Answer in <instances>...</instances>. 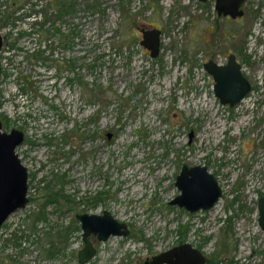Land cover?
I'll return each mask as SVG.
<instances>
[{
    "label": "rangeland",
    "instance_id": "1",
    "mask_svg": "<svg viewBox=\"0 0 264 264\" xmlns=\"http://www.w3.org/2000/svg\"><path fill=\"white\" fill-rule=\"evenodd\" d=\"M54 2L0 0V118L25 133L17 152L33 174L30 202L0 231V264H80L76 216L104 211L131 234L92 237L89 264H145L185 243L207 264H264V0L239 23L199 0H98L97 14L77 0L63 21ZM143 28L162 31L156 59ZM237 29L253 91L230 108L202 64L236 46L224 35ZM197 165L223 196L192 214L170 202L182 168Z\"/></svg>",
    "mask_w": 264,
    "mask_h": 264
},
{
    "label": "water",
    "instance_id": "2",
    "mask_svg": "<svg viewBox=\"0 0 264 264\" xmlns=\"http://www.w3.org/2000/svg\"><path fill=\"white\" fill-rule=\"evenodd\" d=\"M200 1L205 3L208 0ZM214 1L220 17L230 16L236 19L245 15L244 8L248 0ZM141 33V45L150 52L152 58H158L161 53L162 31L158 28H143ZM3 47L4 37L0 33V64ZM205 68L214 77V90L223 105L234 108L252 90L251 83L242 74L235 56L230 57L227 66H218L210 61ZM24 138V133L19 129L4 132L0 118V229L11 215L25 209L29 202L28 170L16 152ZM176 186L180 195L170 205L192 214L211 210L223 196L216 177L203 165L184 166L177 177ZM258 210L259 225L264 231V197L259 201ZM76 219L81 225L84 241V247L78 254L80 264H89L97 255L92 237L100 242H107L111 237H128L131 234L128 226L118 222L108 211L103 214H78ZM145 264H207V259L200 250L186 243L154 256Z\"/></svg>",
    "mask_w": 264,
    "mask_h": 264
},
{
    "label": "flooded vegetation",
    "instance_id": "3",
    "mask_svg": "<svg viewBox=\"0 0 264 264\" xmlns=\"http://www.w3.org/2000/svg\"><path fill=\"white\" fill-rule=\"evenodd\" d=\"M200 1V0H199ZM249 1V0H248ZM200 3L202 4V5H205V6H211L212 5V7H213V9H214V11L217 13V11H216V9H215V1L214 0H208L207 2H205V3H203V2H201L200 1ZM247 4H248V2H247ZM246 7V6H245ZM244 11H245V8H244ZM217 15H218V13H217ZM245 16V15H244ZM243 16V17H244ZM243 17H238V18H236V19H234V18H232V17H230V16H227V17H224V16H219L218 15V18H222V19H225V20H230V21H232V22H234V23H239L240 22V20L243 18ZM240 36H241V32H240V29H237V30H234V31H232V32H230L229 34H225L224 35V38L225 39H229L230 40V43L233 45V42H235V41H237L238 40V43L236 44V46L235 45H233V46H231L230 48H228L227 49V51L225 52V56H223V55H215V56H213V55H211V59H209V60H207L205 63H203L202 64V70L204 71V73H206V74H208V76L210 77V80L212 81V83H213V91H214V93H215V90H214V86H215V80H214V77L211 75V74H209L208 73V71L206 70V68H205V65L206 64H208L210 61H213V62H215L218 66H227L228 64H229V59H230V57L231 56H235V58H236V62L241 66V72H242V74L247 78V76H246V74H245V72H244V69H245V64H246V60H245V58H247L248 60L250 59V57L249 56H247L246 54H245V48H244V46L242 45V44H240L241 43V41H239L240 40ZM162 37V36H161ZM162 41V40H161ZM241 56V57H240ZM248 79V78H247ZM249 80V79H248ZM249 82H250V80H249ZM251 83V82H250ZM251 86H252V90H251V92L253 91V85L251 84ZM250 92V93H251ZM249 93V94H250ZM248 94V95H249ZM215 95H216V93H215ZM248 95H247V97H248ZM246 97V98H247ZM246 98H244L240 103H242L243 101H245V99ZM239 103V104H240ZM238 104V105H239ZM225 106H227V107H230L229 105H225ZM236 107V106H235ZM230 108H232V107H230ZM3 122V121H2ZM23 132V131H22ZM7 133V132H6ZM10 133V132H9ZM24 133V132H23ZM24 135H25V133H24ZM25 141H26V138H24V141L17 147V149H16V152H17V150L19 149V148H21L23 145H24V143H25ZM17 154H18V152H17ZM19 155V154H18ZM19 157H20V155H19ZM20 159H21V157H20ZM21 161H22V159H21ZM22 163H23V161H22ZM23 165H24V163H23ZM25 166V165H24ZM26 167V166H25ZM27 168V167H26ZM28 170V169H27ZM28 175H29V179H28V186H31V184H30V181H31V178H32V175L33 174H31V173H29V171H28ZM179 176V175H178ZM28 193H29V190H28ZM28 198H29V196H28ZM30 199V198H29ZM29 202H30V200H29ZM28 202V203H29ZM28 205V204H27ZM27 207V206H26ZM11 217V216H10ZM9 217V218H10ZM8 221V220H7ZM6 221V222H7ZM6 222L4 223V225L1 227V229H0V231L3 229V227L5 226V224H6ZM109 241V240H108ZM100 242V241H99ZM186 244V243H185ZM95 245V244H94ZM183 245V244H182ZM26 250V248H21V250H17V253H15V255L17 254L18 255V259L19 260H21V259H23L21 256H23V254H25L24 253V251ZM97 256V255H96ZM152 260V259H151ZM151 260H147V261H151ZM146 261V262H147ZM13 262H14V264H19L20 262L18 261V260H13ZM19 262V263H18ZM145 262V263H146Z\"/></svg>",
    "mask_w": 264,
    "mask_h": 264
},
{
    "label": "trees",
    "instance_id": "4",
    "mask_svg": "<svg viewBox=\"0 0 264 264\" xmlns=\"http://www.w3.org/2000/svg\"><path fill=\"white\" fill-rule=\"evenodd\" d=\"M121 3H124V0H119ZM54 8L57 10V18L56 19H60L61 21H63L65 18L69 17H73L74 14L77 12L78 9V4H77V0H55L54 2ZM85 10L91 14H97V12H102L103 11V6L102 4H100L98 2V0H86L85 2ZM6 19H10L9 16H6ZM47 19V18H46ZM44 20L43 17H41V20L37 19L34 22L38 24L39 21ZM46 21V20H45ZM55 33V30H53ZM56 32H60L59 29H56ZM71 35H62V43L64 44H70L71 40L70 37H74L75 33L74 31L70 32ZM62 34V33H61ZM245 60L248 62V59L245 58ZM57 194L54 196L56 197ZM57 198L55 199H51V201H56ZM103 198L101 197V195H99L97 197V202L101 201ZM43 217V215H42Z\"/></svg>",
    "mask_w": 264,
    "mask_h": 264
}]
</instances>
